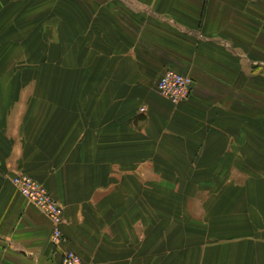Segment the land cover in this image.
Segmentation results:
<instances>
[{"label": "crops", "instance_id": "obj_1", "mask_svg": "<svg viewBox=\"0 0 264 264\" xmlns=\"http://www.w3.org/2000/svg\"><path fill=\"white\" fill-rule=\"evenodd\" d=\"M11 4L0 0V264H62L66 251L85 264H264V197L248 193L264 180V3ZM167 70L193 77L186 103L156 95ZM25 72L18 101L2 75L22 91ZM61 74L95 75L96 101H34ZM16 173L63 206L61 247Z\"/></svg>", "mask_w": 264, "mask_h": 264}, {"label": "built area", "instance_id": "obj_2", "mask_svg": "<svg viewBox=\"0 0 264 264\" xmlns=\"http://www.w3.org/2000/svg\"><path fill=\"white\" fill-rule=\"evenodd\" d=\"M251 2H261L264 0H249ZM193 91L192 80L183 74L173 70H167L159 79L157 92L163 98L173 104L188 101ZM1 165V161H0ZM13 186L25 198L29 205L33 206L40 213L47 217L52 226L50 235L51 243L55 247H61L67 241L63 233L64 208L53 195L39 182L22 173H16L11 178ZM62 264H85L83 260L73 252L63 254Z\"/></svg>", "mask_w": 264, "mask_h": 264}, {"label": "rangeland", "instance_id": "obj_3", "mask_svg": "<svg viewBox=\"0 0 264 264\" xmlns=\"http://www.w3.org/2000/svg\"><path fill=\"white\" fill-rule=\"evenodd\" d=\"M11 3H12V0H9V4H11ZM11 5H13V4H11ZM14 11L15 10H11V11H9V13H13ZM14 16H15V14H14ZM89 68L91 69L92 66ZM10 76H11V74L10 75L4 74V75H2V78H4V80H6L7 78L9 79L8 80V84H9L8 87H10V90L12 91L13 99L21 101V98L25 97L24 101H27V100L30 101L29 93H31V91H32V90H30L32 87L31 82L33 80L32 75L25 72L21 76L22 80H20V81L24 84V89L22 91H20V89H19L20 85H19V82L17 81V79L15 78V76H14V80H12L10 78ZM56 76L57 75H54L55 81H52V83L50 84L52 86V89H49V91H47V89H44V90L37 89L34 91L36 93L34 101H37L38 97L40 98V101H68V100L69 101H96L95 96H94L95 94L90 93L92 88L91 87L86 88L90 84L95 83V75L89 77V82H88L87 86H86V81H87L86 76L84 77L83 81L82 80L79 81V75L74 74L72 84H69V82H68V84H66V85L63 81L64 74L63 75L61 74L58 78ZM185 76H188L192 80V83L194 85L193 77L191 75H185ZM76 77H77V79H76ZM158 81H157V84H158ZM157 84H156V87L154 88V91H155L156 95L163 98L157 92ZM53 86H54V89H53ZM82 86H84L85 88H83ZM163 99H165V98H163ZM165 100H167V99H165ZM167 101L170 102L174 106H178V105H181V104H184L187 102V101H185L182 103L173 104L171 101H169V100H167ZM30 178L33 179L34 181H37L36 179H34L32 177H30ZM37 182H39V181H37ZM40 184L46 188V186L44 184H42V183H40ZM248 188L251 190V191H249V189H248V193H251L252 195H255V194L259 195L261 198L264 197V180H263V185L248 186ZM245 190L247 191V188ZM251 204L253 206H255V200H253L251 202ZM62 261H63V257H62Z\"/></svg>", "mask_w": 264, "mask_h": 264}]
</instances>
